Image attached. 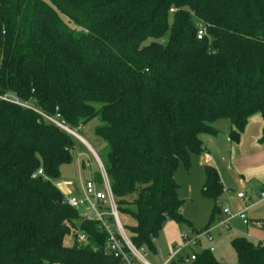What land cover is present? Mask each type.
<instances>
[{"label":"trees","instance_id":"16d2710c","mask_svg":"<svg viewBox=\"0 0 264 264\" xmlns=\"http://www.w3.org/2000/svg\"><path fill=\"white\" fill-rule=\"evenodd\" d=\"M0 92L29 105L0 102V264H121L54 183L84 145L40 112L77 130L98 120L136 246L154 249L168 219L199 232L174 175L202 153V134H218L215 120L229 119L233 146L253 114L264 120V0H0ZM223 190L207 164L212 216ZM73 229L87 240L66 245ZM232 246L237 264H264V244ZM192 262L222 264L210 249Z\"/></svg>","mask_w":264,"mask_h":264},{"label":"rangeland","instance_id":"374dc122","mask_svg":"<svg viewBox=\"0 0 264 264\" xmlns=\"http://www.w3.org/2000/svg\"><path fill=\"white\" fill-rule=\"evenodd\" d=\"M98 123L95 119L78 130V133L99 153L104 148V144L95 134ZM212 126L218 130V134H202V153H191L190 166L186 168L180 165L174 177L179 184V195L185 200L182 214L201 234L194 251L198 253L210 249L222 264H237V255L232 246L234 238L244 237L255 244H264V228L253 223L255 220L264 219V200L249 208L247 215L253 220L250 224L236 215L245 208L243 201L238 197L239 192H246L249 196L257 198L260 190L264 188V141L261 140L264 120L260 113L253 114L241 135L239 145L235 148L228 141L231 129L229 119L219 118L212 123ZM82 150L87 149L77 142L75 160L62 167L60 178L54 180L57 186L67 180L78 183L79 170L76 157ZM207 155L211 158L208 161ZM207 164L218 170L223 185L224 190L217 204L221 209L226 205L230 212L236 215L232 218L229 228L220 225V217L224 216L222 213L220 216L219 212H215L212 216L215 201L203 194ZM82 175L85 179L90 177L91 170H83ZM120 218L126 226H133L135 223L130 215L120 213ZM191 230L192 227L186 223L166 220L154 240V249L146 246V259L151 264H163L169 253H173L183 244V233H190ZM127 232L131 237L128 229ZM73 240L71 236H67L65 243L72 245ZM192 250L186 249L184 254L191 253ZM175 261V264H193V262L183 263L180 259Z\"/></svg>","mask_w":264,"mask_h":264},{"label":"built area","instance_id":"2783aa9c","mask_svg":"<svg viewBox=\"0 0 264 264\" xmlns=\"http://www.w3.org/2000/svg\"><path fill=\"white\" fill-rule=\"evenodd\" d=\"M206 34L204 26H200L198 30V38L201 39ZM11 102L23 107L29 105L22 102L14 93H1L0 102ZM38 111V110H37ZM47 120L57 124L62 129L76 137L87 150L77 153V164L79 170L78 188L76 193H70L66 196L67 203L73 208L80 211L82 217L88 221H95L101 231L107 233V240L104 250L107 254L113 255L119 259L121 264H151L146 259L145 247L136 246L130 238L127 229L120 218V213L115 195L113 193L109 176L105 166L96 152V150L78 133L77 129L69 128L64 122L59 121L55 117L40 112ZM210 160V156H206ZM91 170V176L84 178L83 170ZM44 172L40 168L33 177L43 175ZM97 175L101 181H97ZM103 188V189H102ZM238 197L243 201L245 208L238 214L242 220L250 224L253 220L249 218L247 212L255 203L264 200V188H262L257 198L249 196L246 192H239ZM224 216L220 219V225L229 228L233 215L227 206H223L222 212ZM253 223L264 228V220H255ZM208 233V231H207ZM75 234L78 235L79 241L85 242L87 236L73 229L71 238L74 239ZM200 232L191 231L183 233V244L179 246L164 264H171L174 260L188 263L196 259V246L200 240ZM193 249L191 253L184 254V250Z\"/></svg>","mask_w":264,"mask_h":264},{"label":"crops","instance_id":"0c3cea01","mask_svg":"<svg viewBox=\"0 0 264 264\" xmlns=\"http://www.w3.org/2000/svg\"><path fill=\"white\" fill-rule=\"evenodd\" d=\"M230 131H231V129H230ZM228 141L230 142V138H229V135H228ZM231 143V142H230ZM239 145V144H238ZM237 145V146H238ZM237 146H233L232 145V147H237ZM211 159V158H210ZM207 160V159H206ZM208 161V160H207ZM59 187V189L62 191V193L64 194V195H68V194H70V193H76L77 192V188H78V183H74V182H72V181H70V180H67V181H65L64 183H62L60 186H58ZM220 199H221V197H220ZM226 206V205H225ZM219 215L221 216V213H219ZM221 218V217H220ZM66 244V243H65ZM67 245V244H66ZM173 253H169V255H168V257L164 260V263L169 259V257L172 255ZM182 262V261H181ZM163 263V264H164ZM183 263H185V262H183Z\"/></svg>","mask_w":264,"mask_h":264}]
</instances>
